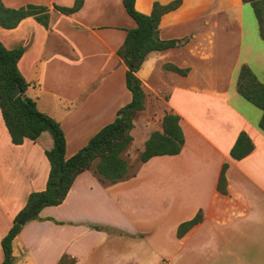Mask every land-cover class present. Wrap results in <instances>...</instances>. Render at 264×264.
Returning <instances> with one entry per match:
<instances>
[{"label": "crops", "instance_id": "obj_1", "mask_svg": "<svg viewBox=\"0 0 264 264\" xmlns=\"http://www.w3.org/2000/svg\"><path fill=\"white\" fill-rule=\"evenodd\" d=\"M1 1L7 8L49 9L47 28L26 18L14 29L0 27V42L23 49L17 67L30 85L26 95L60 125L69 159L131 101L116 53L136 24L122 0H83L71 15L54 6L69 8L74 0ZM155 1L175 0H135L134 6L149 15ZM158 38L178 44L149 53L136 73L145 103L129 147L143 151L172 113L183 133L181 152L153 157L135 173L128 164L134 175L115 184L100 181L93 163L60 205L21 226L12 242L14 264H59L63 257L65 264H264L262 112L236 90L242 65L264 84V39L253 9L242 0H181L162 16ZM240 133L254 148L235 161L229 152ZM51 146L46 134L14 145L0 111V243L28 196L46 189ZM224 164L222 194L217 182ZM198 212L201 221L178 238V226Z\"/></svg>", "mask_w": 264, "mask_h": 264}, {"label": "trees", "instance_id": "obj_2", "mask_svg": "<svg viewBox=\"0 0 264 264\" xmlns=\"http://www.w3.org/2000/svg\"><path fill=\"white\" fill-rule=\"evenodd\" d=\"M249 3L253 9L261 38L264 39V0H242ZM127 15L135 22L136 27L128 30L124 42L117 51V56L126 66L125 86L131 93V101L120 108L112 123L104 126L96 133L78 153L65 159V136L60 125L51 117L37 109L36 102L26 95L29 83L18 70L17 63L23 54L22 48L6 49L0 42V111L4 125L11 142L20 145L24 139L38 142L46 134L50 137L52 146L45 150L49 162V175L44 191L34 192L28 196L25 208L15 218L13 225L1 240L3 261L0 264H14L12 242L20 233L18 220L30 207L39 212L45 207L58 206L62 203L76 177L90 170L95 164L94 174L102 182L115 184L133 176L128 173V163L122 154L131 144L133 137V122L144 109L145 93L142 83L136 76L137 71L146 56L155 51H163L175 47L177 40L161 41L158 38V26L161 18L167 12L179 7L181 0H175L166 6L157 1L153 3L149 15L139 13L135 9V0H122ZM83 0H74L72 7L54 6V10L71 15L79 11ZM33 18L44 28L48 27L49 9L45 6L25 5L16 9L7 8L0 0V27L6 30L14 29L26 19ZM178 74H184L174 66L168 67ZM237 93L248 103L261 110L262 116L258 127L264 132V84L259 82L249 67L242 65L236 81ZM161 132L151 133L141 152L138 164H144L153 157L178 155L183 147L184 138L179 126V116L166 113L162 118ZM253 143L245 133H240L229 152L231 159L239 161L253 151ZM222 166L217 189L226 193L225 171ZM57 187L56 189H54ZM202 219L201 212L177 228V237L181 238ZM62 258L59 264H65Z\"/></svg>", "mask_w": 264, "mask_h": 264}, {"label": "rangeland", "instance_id": "obj_3", "mask_svg": "<svg viewBox=\"0 0 264 264\" xmlns=\"http://www.w3.org/2000/svg\"><path fill=\"white\" fill-rule=\"evenodd\" d=\"M139 148H142V147H137V145L134 144V145L130 146L129 148H127L125 150V152L122 154V156L124 157V159L131 166V170H130L131 172H134L136 170L137 166H138V159H139V156H140V154L142 152V150L140 151ZM128 149H129L130 152L127 155H125V153H127L126 151ZM136 149L139 150V151H137ZM5 175H6V179H7V176H9L8 173L6 172Z\"/></svg>", "mask_w": 264, "mask_h": 264}, {"label": "water", "instance_id": "obj_4", "mask_svg": "<svg viewBox=\"0 0 264 264\" xmlns=\"http://www.w3.org/2000/svg\"><path fill=\"white\" fill-rule=\"evenodd\" d=\"M56 188L57 187H55L54 189H56ZM35 216H36L35 210L32 207H30L28 209V211L18 220V224L20 226H23V225H25V223L27 221H29L30 219L35 218Z\"/></svg>", "mask_w": 264, "mask_h": 264}]
</instances>
